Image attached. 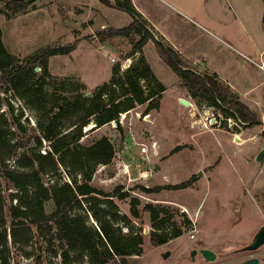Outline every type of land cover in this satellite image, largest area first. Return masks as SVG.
I'll list each match as a JSON object with an SVG mask.
<instances>
[{"label": "rangeland", "instance_id": "rangeland-1", "mask_svg": "<svg viewBox=\"0 0 264 264\" xmlns=\"http://www.w3.org/2000/svg\"><path fill=\"white\" fill-rule=\"evenodd\" d=\"M131 1L155 28L158 39L179 51L199 72L216 73L233 86L232 91L239 92L259 114V123L244 125L206 100L189 95L152 41L130 57L133 43L128 37L101 41L100 31L132 22L126 11L101 0H36L25 11L12 15L7 0H0L2 41L22 63L40 48L76 43L70 54L50 57V76L44 92L38 93L41 97L6 92L0 83V124L13 132L11 138L23 143L20 150L35 145L40 136L41 151L45 152L49 142L42 137L39 121L55 115L60 105L76 96L87 101L97 86L110 80L114 66H119V77L143 57L158 80L141 79L140 84L146 95L156 92L158 84L164 86L159 106L148 109L149 101L135 103L120 113L119 123L114 120L96 128L85 127L82 138L84 145H90L107 136L116 148L111 163L97 166L93 186L104 192L118 186L129 191L131 195L124 200L114 198L121 213L129 214L132 196L140 198L141 218L133 219V224L142 229L144 252L131 255L130 264H238L264 256V246L241 250L264 224V162L257 161L264 148V0ZM35 71L40 74L42 68L37 66ZM182 98L191 104L184 105ZM10 112L22 128L10 126ZM81 113L70 108L60 119L61 127L70 129ZM177 146L184 147L175 151ZM6 162L15 165L11 156ZM62 173L68 180L64 168ZM51 179L46 177L49 182ZM185 182H189L186 187H167ZM141 186L162 189L145 193ZM4 191L8 195L15 189ZM149 203L160 209L161 218H169L168 227L176 223L181 230L178 237L159 246L151 243V216L142 211ZM90 222L95 224L92 217ZM39 245L35 239L29 249L33 256L18 254L16 264H62L61 257ZM202 248L213 250L216 260H206ZM193 249L197 250L195 259ZM167 251L170 254L164 258ZM80 264L91 263L84 258Z\"/></svg>", "mask_w": 264, "mask_h": 264}, {"label": "trees", "instance_id": "trees-1", "mask_svg": "<svg viewBox=\"0 0 264 264\" xmlns=\"http://www.w3.org/2000/svg\"><path fill=\"white\" fill-rule=\"evenodd\" d=\"M35 1L7 0L6 5L15 15L25 11ZM101 1L133 17L127 26L100 31L98 35L101 41L116 36L128 37L133 43V52L129 57L142 52L146 43L152 41L160 57L180 78L181 86L189 95L206 100L208 105L244 125L259 123V114L216 73L199 72L183 60L179 51L158 39L154 27L150 26L131 0ZM75 48L76 43L40 48L22 63L4 45L0 28V83L6 92L15 91L24 97L31 93L41 97L38 93L44 92L50 76V57L70 54ZM37 66L42 68L40 74L35 71ZM118 72L119 66L116 65L110 80L97 86L87 101L76 96L74 100L60 105L55 115L39 121L42 137L49 142L45 152L41 151L40 136L36 137L35 145L20 150L23 143L11 138L9 134L13 132L0 124V264H16L18 254L33 256V250L29 249L35 239L40 242L41 249L61 257L62 264H80L84 258L91 264H130L131 255L143 254L144 235L142 229H137L133 224V219L141 218L140 198L132 196L129 214L121 213L114 198L124 200L131 195L130 192L123 191V186L104 192L91 183L97 166L111 163L116 156L114 144L107 136L90 145L82 143L84 128L93 120L96 127H100L119 119L120 113L133 108L135 103L149 101L148 109L159 106L164 86L160 83L156 92L146 95L140 84L141 79L158 80L143 57L125 75L117 77ZM22 89L24 92H21ZM70 108L82 113L74 125L66 130L61 127L60 119L69 114ZM10 115L13 118L10 126H14L18 118L12 112ZM17 128L22 127L17 124ZM183 147L177 146L175 151ZM8 156L14 159L13 167L6 162ZM63 168L67 171L68 180L63 177ZM50 176L52 179L49 182L46 177ZM187 185L189 182L167 187L178 189ZM140 188L145 193L162 189ZM7 189L15 191L5 195L4 190ZM49 206H52L51 210ZM142 211L150 213L153 225L150 241L154 246L165 244L181 234L175 222L171 228L168 227L169 218H161L160 209L153 204H146ZM90 217L95 224L90 222ZM190 223L187 220V224ZM124 227L128 228L127 232L123 231ZM40 259L41 254L36 260Z\"/></svg>", "mask_w": 264, "mask_h": 264}, {"label": "water", "instance_id": "water-1", "mask_svg": "<svg viewBox=\"0 0 264 264\" xmlns=\"http://www.w3.org/2000/svg\"><path fill=\"white\" fill-rule=\"evenodd\" d=\"M181 102L186 106H189L191 104V102H189L188 100H186L184 98L181 99ZM115 122L119 123L120 119H116ZM96 126L97 125L94 124L93 128ZM257 161L260 164H263V162H264V148L258 154ZM262 245H264V224L260 227V229L254 235L251 242L249 244H247L246 246H244L243 248H241V250L242 251H255L258 248H260ZM200 253L206 260H209V261H215L217 258V254L209 248H202L200 250ZM169 254H170V252L167 251V252L163 253V257L166 258L169 256ZM191 254H192L193 259H195V255L197 254V250L193 249ZM238 264H261V261L258 257H251V258H249L245 261H242Z\"/></svg>", "mask_w": 264, "mask_h": 264}, {"label": "crops", "instance_id": "crops-1", "mask_svg": "<svg viewBox=\"0 0 264 264\" xmlns=\"http://www.w3.org/2000/svg\"><path fill=\"white\" fill-rule=\"evenodd\" d=\"M225 83L228 84L231 88H233V89L235 90V88H234L233 86H231L228 82L225 81ZM236 93H237L238 95H240L239 92L236 91ZM242 101H243V100H242ZM245 103L249 106V104H248L247 102H245ZM249 107H250V106H249Z\"/></svg>", "mask_w": 264, "mask_h": 264}, {"label": "flooded vegetation", "instance_id": "flooded-vegetation-1", "mask_svg": "<svg viewBox=\"0 0 264 264\" xmlns=\"http://www.w3.org/2000/svg\"><path fill=\"white\" fill-rule=\"evenodd\" d=\"M250 242H251V241H250ZM262 246H264V245H262ZM262 246H261V247H262ZM261 247H260V248H261ZM260 248H258L257 250H259ZM262 252H263V251H262ZM255 257H256V256H255ZM250 258H251V257H250ZM258 258L260 259V261H262V258H264V256L261 255V257L258 256ZM247 259H249V258H247ZM247 259H245V260H247ZM245 260H244V261H245Z\"/></svg>", "mask_w": 264, "mask_h": 264}, {"label": "bare ground", "instance_id": "bare-ground-1", "mask_svg": "<svg viewBox=\"0 0 264 264\" xmlns=\"http://www.w3.org/2000/svg\"><path fill=\"white\" fill-rule=\"evenodd\" d=\"M94 126V123H91L89 126H87L86 128L87 129H90V128H92Z\"/></svg>", "mask_w": 264, "mask_h": 264}, {"label": "built area", "instance_id": "built-area-1", "mask_svg": "<svg viewBox=\"0 0 264 264\" xmlns=\"http://www.w3.org/2000/svg\"><path fill=\"white\" fill-rule=\"evenodd\" d=\"M192 229H193V228L191 227V228H190V230H192ZM192 231H193V230H192ZM191 237L193 238V237H194V235L192 234V235H191Z\"/></svg>", "mask_w": 264, "mask_h": 264}]
</instances>
